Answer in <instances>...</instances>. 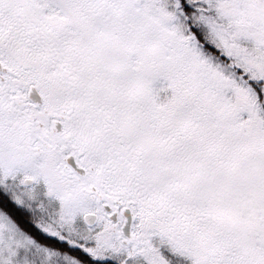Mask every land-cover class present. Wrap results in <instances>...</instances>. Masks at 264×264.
<instances>
[{
	"label": "snow or ice",
	"instance_id": "obj_1",
	"mask_svg": "<svg viewBox=\"0 0 264 264\" xmlns=\"http://www.w3.org/2000/svg\"><path fill=\"white\" fill-rule=\"evenodd\" d=\"M0 264H264V0H0Z\"/></svg>",
	"mask_w": 264,
	"mask_h": 264
}]
</instances>
